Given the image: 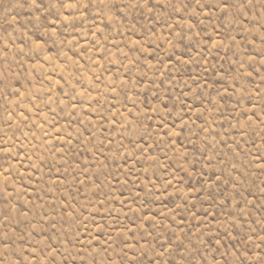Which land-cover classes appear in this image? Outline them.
<instances>
[{
    "label": "rangeland",
    "instance_id": "rangeland-1",
    "mask_svg": "<svg viewBox=\"0 0 264 264\" xmlns=\"http://www.w3.org/2000/svg\"><path fill=\"white\" fill-rule=\"evenodd\" d=\"M0 264H264V0H0Z\"/></svg>",
    "mask_w": 264,
    "mask_h": 264
}]
</instances>
